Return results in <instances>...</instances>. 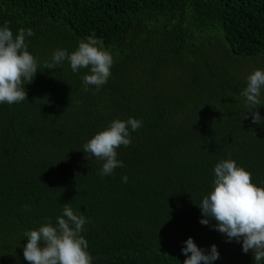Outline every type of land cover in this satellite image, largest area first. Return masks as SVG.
I'll use <instances>...</instances> for the list:
<instances>
[{
    "label": "trees",
    "instance_id": "16d2710c",
    "mask_svg": "<svg viewBox=\"0 0 264 264\" xmlns=\"http://www.w3.org/2000/svg\"><path fill=\"white\" fill-rule=\"evenodd\" d=\"M5 22L14 36L32 29L27 50L43 72L25 84V101L0 103V264H28L24 232L45 218L56 226L65 203L88 221L81 235L92 264H183L189 237L205 252L217 246L212 264H264L199 222L221 160L231 158L264 187V105L262 122L253 124L235 87L171 104L152 90L159 78L135 73L149 67L152 39L162 37L165 47L174 41L176 52L210 27L232 54L263 58L264 0H0ZM90 35L110 54H126L117 62L122 71L85 91L67 60L54 69L45 64L56 49L71 53ZM129 117L142 127L129 128L130 145L116 150L124 167L102 176L105 161L83 145Z\"/></svg>",
    "mask_w": 264,
    "mask_h": 264
},
{
    "label": "clouds",
    "instance_id": "9594fccd",
    "mask_svg": "<svg viewBox=\"0 0 264 264\" xmlns=\"http://www.w3.org/2000/svg\"><path fill=\"white\" fill-rule=\"evenodd\" d=\"M32 29H19L14 36L5 22L0 26V103L14 104L26 100L25 84L31 83L38 71L37 59L27 50L26 37L33 36ZM67 60L73 73L89 69L82 77L84 90L93 85L98 90L111 75L113 56L94 35L78 43L71 53L56 49L52 62L45 68L54 69ZM264 90V70L256 69L247 77V86L240 95L245 100L247 114L251 113L253 124L262 122L258 108L264 105L261 99ZM247 114L245 119L247 118ZM142 121L129 117L127 121L113 120L110 125L96 133L84 145V153L105 161L100 175H111L117 167H124L117 159V149L131 143L129 128L136 131ZM215 178L212 190L199 205L200 223L225 234L227 241L241 243L242 252L253 254L254 262L264 260V187L252 182L251 173L237 166L231 158L221 160L214 167ZM127 182V176L122 177ZM29 209L28 205L24 206ZM53 226L48 218L36 230L24 232L27 238L23 246V257L28 264H92L87 252V240L81 235L86 218L65 203L61 216ZM214 220V225L210 221ZM182 248L186 259L183 264H212L219 259L215 244L205 252L189 237Z\"/></svg>",
    "mask_w": 264,
    "mask_h": 264
},
{
    "label": "rangeland",
    "instance_id": "374dc122",
    "mask_svg": "<svg viewBox=\"0 0 264 264\" xmlns=\"http://www.w3.org/2000/svg\"><path fill=\"white\" fill-rule=\"evenodd\" d=\"M203 31L205 33L200 37L196 35L184 39L186 49L180 48L176 52L172 50L174 41L166 42L165 47L162 37L158 36L160 41L158 38L152 39L149 49V58L152 60L149 67L135 68V73L139 74L144 70L147 77L159 78L157 82H152L156 84L152 90L165 99H170L171 104H176L183 96H199L200 93L219 95L230 87L241 91L247 86L249 74L256 69L264 70V55L263 58L259 56L251 60L239 57L230 52L218 29L210 27ZM144 50L145 48L135 50V54L140 55ZM124 54L126 53L112 54L114 62L110 69L111 75L123 70L117 66V62ZM64 71L60 70L62 73ZM38 72L42 73L43 69ZM76 74L83 77L90 72L89 69L82 68ZM111 75L109 78H112Z\"/></svg>",
    "mask_w": 264,
    "mask_h": 264
}]
</instances>
